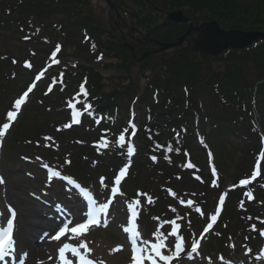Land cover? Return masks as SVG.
I'll return each instance as SVG.
<instances>
[{
    "label": "trees",
    "instance_id": "obj_1",
    "mask_svg": "<svg viewBox=\"0 0 264 264\" xmlns=\"http://www.w3.org/2000/svg\"><path fill=\"white\" fill-rule=\"evenodd\" d=\"M128 1L134 7L131 13L123 11L124 16L142 34L153 30L165 14L173 11H181L193 26L214 21L224 31L264 33V0ZM90 2L0 0V34L12 41H19L17 34H22L30 46L27 59L20 61L24 67L21 71L34 75L35 68L28 59L31 61L37 55L46 56L44 64L51 65L54 62L51 55L57 45L60 50L56 53L61 59L63 52L73 47L71 40L79 36L84 39L86 51L77 52L79 56L84 55L85 65L64 62L46 77L24 108L18 125L8 134L5 164L17 163L23 169L29 168L23 157L42 154L67 175L91 184L94 173L101 171L100 162L105 159L108 162L102 168L103 174L109 173L105 177L111 178L117 170L118 157L125 154L118 147L119 136L123 132L126 136L130 131L127 122L132 110L125 103L135 100L141 118L137 135L139 148L128 171L127 184L133 185L137 194L128 192V198L135 200L141 195L149 199V205L138 203L136 207L143 224L151 226L155 219L164 222L175 218L183 226V235H187L184 227L197 219L196 208L204 205L208 194L222 185L221 177L217 176L216 186L211 187V176L203 171L200 163L206 148H211L206 136L213 137V141L234 136L253 144L242 150L243 160L235 168V183L253 178L260 150L253 114L259 113L261 122L264 121V40L215 56L198 50L169 58L150 56L137 65L124 42L111 36L109 30H102L100 22L92 18ZM157 4L161 5L162 15L155 10ZM186 29L185 24L171 25L154 30L151 37L170 43ZM129 38L125 42L134 47L137 58L148 52ZM15 62L14 56L0 52V64L4 68L12 67ZM134 67H137L135 74ZM106 70L112 75L102 74ZM9 75L3 79L0 74V105L12 92L11 85L6 84L14 82L16 73ZM81 80L88 84H83L84 91L79 88L82 92L79 104L88 98L87 103L94 106L96 114L103 116L99 123L84 120L76 127H65L68 95L72 91L80 93L75 85ZM141 80L146 82L140 88ZM206 89L216 100L221 115H207L201 108L200 95ZM107 136L111 145L107 154H99L92 143L99 144ZM215 147L217 153L211 151L214 157L216 154V169L220 172L225 159H229V147L219 144ZM227 201L207 246L218 244L223 251L227 242L236 239L257 251L264 244L259 236L264 230V166L261 165L257 179L231 191Z\"/></svg>",
    "mask_w": 264,
    "mask_h": 264
},
{
    "label": "rangeland",
    "instance_id": "obj_2",
    "mask_svg": "<svg viewBox=\"0 0 264 264\" xmlns=\"http://www.w3.org/2000/svg\"><path fill=\"white\" fill-rule=\"evenodd\" d=\"M110 1L115 7V11L110 12L109 8L106 6L105 2L102 0H91L90 4L88 6L89 12L91 13L92 18H95L96 21L100 22V26H101L102 30H105V32L108 30L111 31V27H113L115 29L114 35H116L119 38H122L121 34H122L123 30H125V29L122 26L118 27L116 23L122 22L120 25H124V26L130 25V21L128 20V16H124L123 11L131 13L134 6L128 0H110ZM155 10L158 13H161V5L157 4V7L155 8ZM161 15H162V13H161ZM118 17H119V19H118ZM163 18H161L160 22L163 20ZM117 20H119V21H117ZM117 28H119V31H117ZM125 32H127V31H125ZM17 35H18V37H20V39H23L22 34L21 35L17 34ZM124 35H126V33H124ZM6 39H7L6 35L0 34V52L2 54H9V55L14 56L16 62L14 63V65L12 67H8V68H4L2 66V64H0V74H1V77L3 79L5 78L6 75L8 76L9 73H10V75L12 73H16V75L13 77V79H15L14 82H12V83L7 82V84H6L7 86L11 85L12 92H11V95L6 98L4 103L0 105V126H2L3 123L11 122V121L6 120L7 119V113L9 111L13 110L15 100L20 98L21 92L23 91V89L25 87H27L29 85V81L32 78V76L29 74L30 72L21 71L22 66L20 63L21 60L27 59L25 57H27L29 55V51H28L29 45L26 44L25 42H22V41L20 42V41L8 40V39L6 40ZM83 41H84V39H81L80 36L76 37L74 40H71L70 45H72L73 47H71V49H69L68 52H65V53L63 52L64 55H61V60L63 63L64 62L66 64L79 63L81 65L84 64L83 63L84 62L83 61L84 55L79 56V54H78L79 49H81L80 52L86 53L85 47L83 45ZM60 42H62V41H60ZM160 42H162V41H160ZM141 47H143V49H146L147 51H151L154 49V48H152L154 46L151 43H143V45H141ZM194 48L201 49V50H207L208 49L206 46V43L198 36V34L197 35L192 34L190 36V38H188L187 41L185 42V44H183V45L181 44L180 46H178L174 49H170V50H167V51L162 52V53H159V52L156 53L153 58H155V57L156 58H162V57L169 58L176 53H180V52L186 51L188 49L192 50ZM211 50L213 51L212 48H211ZM207 51H209V50H207ZM28 61L31 64H33L35 71H38V69L40 67H42V65L45 63L46 56L37 55L31 61H30V59H28ZM137 65H140V63H138ZM82 67L85 68L87 66H82ZM10 70L13 72L11 73ZM100 70H103V69H100ZM136 70H137V67H134V69H133L134 74L136 73ZM66 71L68 72V70H66ZM1 72H4L6 75L2 74ZM7 72H8V74H7ZM102 74L107 75V76H111L112 72L106 70V71H103ZM145 82L146 81H144V80L140 81V83L138 84L140 86V88L142 87L143 84H145ZM32 93L31 92L28 93V97L26 99H29V98L30 99L27 100L24 104H22L21 108H23L24 106L26 107L29 104L30 100L33 99L32 96L34 95V91ZM129 102L130 101L127 100L125 104L128 105ZM135 106H136L137 110L140 111L139 105L135 103ZM200 106L207 115H210V114L211 115H221V112H220L221 109L219 107H217L216 100L211 95V93L209 92L208 89L203 90L201 92ZM20 112H21V109L18 111V114ZM262 112L264 113V107L262 109ZM258 114L259 113L253 114V118L256 122L255 127H257V130L259 131L258 135L260 134V136H258V137H262L264 139V127L262 128V126H264V121L261 122L260 118L258 117ZM135 116H136L135 122H138V121L140 122L138 114H136ZM17 125H18V121L16 122L15 127ZM207 132H208V127H206L204 130L205 134H207ZM133 137L134 138H132L131 146L136 150L139 143H138V139H137L136 135H133ZM108 138L110 139V136ZM206 138H207L208 144H210V146H211V150H213L214 153L215 152L217 153L215 144H219L221 146L223 145L226 148L229 147V159H228V157L225 159L223 169H221V171H220L222 174V189H223V191H225L229 187H231L232 185L235 184V180H236L235 168L243 160L242 150L247 146H253V144L245 142V141H243L239 138H236L234 136H229L228 138L223 137V138L217 139L215 141H213V137L209 138L208 136H206ZM3 142H5V139H3ZM215 157H216V154H215ZM215 157H214V160L216 163L217 159H215ZM133 159H134V157L131 158V160H133ZM213 162L214 161L212 159V163ZM200 163H201L202 167L204 168L205 162H204L203 157L201 158ZM207 163L209 164L210 161L208 160ZM263 166H264V160H263ZM204 171L207 173V171L205 169H204ZM0 176L3 178V183H0V202H1L0 206L3 207L5 202H9V203L14 204L17 207V209L19 211L18 223H19L20 230L23 226H26L25 231L29 232L31 224L33 226H38V227L46 226V224L44 222H42L41 220H37L38 218H42L40 216V214H42L43 211H46L45 205L43 203H39L37 200V199H42V198H40V195L43 196V194L37 192L36 195H34V193H33L34 197L29 198L27 196V193L31 192V190L34 188V184L36 183L38 185L40 183V181H35L33 179L27 178L23 174L22 169H20V165H18L16 163H14V165H11V164L6 165V167L3 168V172H2V174H0ZM40 186H41V184H40ZM74 195H75L74 191H70L67 194H65L63 196V198L61 197L62 200H59V196H55V198L52 197V199H51L52 200V206L57 205L58 207H61L65 204H67L68 202L71 203L74 201L73 200ZM89 195H91L92 199L96 201L95 204H97L96 198L90 192L79 193V199H82L81 196H86V198L89 199ZM208 196H209V198L210 197L211 198L208 202V211H207V214L205 217V221H207L208 218L212 215V208H214L215 203H216L215 202L216 198L214 196V193H209ZM44 200L46 203H48V200H46V199H44ZM65 200H68V202L66 201V203H63V201H65ZM114 202L115 203L110 208V210L106 209V211L104 212V216L110 214V217H109V219H107L104 222L103 227L105 229H108L112 235L116 236L119 244H121V245H122V242L124 240L123 235L127 232L132 237L134 236L137 239V248L145 247V245L143 243L145 241L144 231L142 228H138L135 225V216L133 215L134 210L125 205L123 197L121 198L120 196H117L115 198ZM105 224H106V226H105ZM199 231H200V228H197L194 233L196 234ZM21 232H22V230H21ZM120 232H122V233H120ZM37 233L40 235L41 231H39ZM69 236H70V241L67 243H71L74 247L75 246L79 247L80 244H83L82 239L76 238L75 240H73V238H74L73 235L70 234ZM151 239L156 240V238H151ZM207 240H208V238H206L203 243L205 244L207 242ZM239 243L240 242H238V244L228 246L227 250L229 251V257L227 258V260H223V261H221V259H219L220 261L217 264H264V258L263 257H258V255H255V257L250 258L248 256L249 255L248 251L241 249ZM154 244H156V243H154ZM151 245L147 244L149 252L152 251ZM19 246H20L21 252H23L24 250L22 249V243L21 242H17V247H19ZM121 249H122L121 252H119L116 244L115 245L113 244L111 247H109L108 240L104 239V241L100 242L98 245H95L92 248V250L88 252V254L92 256L91 259L93 260V262H94V258H98L100 260L102 259V261L103 260L108 261L109 264H132L131 251H128L125 248H121ZM162 250L164 251V249H162ZM50 251L48 252L49 254H50ZM200 251H201V248L198 251H196L192 257H190V258L185 257V259L190 260L191 258H193V260H194L195 258L200 257L201 256ZM80 252L85 253V249L80 248ZM171 252H174V251L171 250L170 253ZM166 253L170 254L169 251H167ZM70 256H72V255L70 254ZM67 257L70 258L69 256H67ZM178 257L179 256L174 257V259L175 258L179 259V260H177L176 263L180 262V260H181ZM203 262L204 261H200L199 263L207 264V263H205V262L203 263ZM164 263L165 262H158V264H164ZM199 263H193V264H199ZM28 264H55V263L49 262V255L47 256V255L43 254V255H39L37 257H35V255H34L33 259ZM141 264H151V262L147 259H144L141 261Z\"/></svg>",
    "mask_w": 264,
    "mask_h": 264
},
{
    "label": "snow or ice",
    "instance_id": "obj_3",
    "mask_svg": "<svg viewBox=\"0 0 264 264\" xmlns=\"http://www.w3.org/2000/svg\"><path fill=\"white\" fill-rule=\"evenodd\" d=\"M57 51L60 50V46L57 45ZM28 67H31V65H27ZM39 79V76L37 77ZM51 91V89H49ZM32 91V88L29 87V89L23 93V95L20 96L19 99H16L14 102L13 110L9 111L7 113V119L8 121H14L18 115V111L21 109L22 104L26 102V98L28 97V93ZM81 91H84L83 86H81ZM87 95V93H84ZM80 116V113H74L73 114V123H80L78 117ZM65 127H70V125H65ZM10 128V123H3L2 127H0V147L3 146V138L5 137L6 132ZM125 131H127L125 129ZM45 139H51V137H46ZM125 142V136L124 134H121L119 136V139L117 143L124 147ZM103 147H108V144L106 141L102 142ZM135 149L129 144L127 146V155L131 157L134 153ZM167 158V157H166ZM23 159L27 160V157H23ZM152 159L155 161L156 157L153 156ZM70 163V161H67ZM191 168L192 165H189ZM127 166L123 168L119 175L116 177V183L119 184L122 177L125 176L127 173ZM53 176H60V172H54L52 173ZM0 183H3V178L0 177ZM69 183H73V181H69ZM241 184H246V180H241ZM101 185L106 187V185L103 184V178H101ZM79 187V185H77ZM112 191L115 193L118 191V189L113 188ZM89 200L93 205H95L96 201L92 199L91 195H89ZM221 204L224 202V198H220ZM108 208V204H102L100 206V210L103 211ZM199 211V209H197ZM11 217L7 221L6 225L0 221V261H4L6 257L14 256L15 255V240L13 238V232H14V220H15V211L10 208ZM217 212H219V209H217ZM75 215V214H73ZM86 221L85 222H77L74 219H70L66 224H63L62 227H59L58 232L53 239L60 241L63 237L66 236V234L71 233L74 237L79 239L84 234H86L89 231L90 226L96 225L99 226L101 224V220L93 214V212L89 211L86 214ZM133 215L135 216V212H133ZM81 219L84 220V216H81ZM213 221L217 219L215 215L211 217ZM70 225H75L71 226ZM106 226V224H105ZM211 227V225H209ZM255 228V225H253V229ZM261 235H264V232H261ZM48 233L44 234V237H47ZM173 236H175V232H173ZM42 237V239L44 238ZM145 247H136V240L134 239L132 241L133 247L132 252L133 255L131 257L132 264H141V261L144 259H147L151 262V264H158V262H168L173 259V257L178 256L179 252L182 249L183 245V237H180L178 241H170L168 247L171 248L172 243H175V252H171L170 254H164L162 252V249L165 248V244L163 241L160 243H156L151 245V252H149L147 247V241L143 242ZM195 245V241L193 242ZM80 248L87 249V244H80L79 247H74L71 243H63L62 247L58 249L59 258L61 264H72V261L66 256L67 252H71V255L73 257L78 258V264H94L93 260L89 258L88 252L86 251L83 255L80 252ZM192 251L195 252L196 248L193 246ZM140 253L137 255V253ZM190 258V257H189ZM20 264H23V260L20 261Z\"/></svg>",
    "mask_w": 264,
    "mask_h": 264
},
{
    "label": "water",
    "instance_id": "obj_4",
    "mask_svg": "<svg viewBox=\"0 0 264 264\" xmlns=\"http://www.w3.org/2000/svg\"><path fill=\"white\" fill-rule=\"evenodd\" d=\"M110 8V11L114 10V6L109 0H104ZM188 24V29L185 35L177 40L175 43L164 44L158 41L148 40L150 33H148L144 39L145 41L152 42L159 48V52H164L173 48L180 46L185 38L190 35L191 32H198L200 38L206 43L207 50H205L210 55H218L221 52L232 49L238 50L250 46L252 43L258 40H264V33L260 32H241V31H223L221 30L215 22H210L208 24H202L199 27H193L189 20L181 12H172L168 14L161 24V27H166L171 24ZM130 51L132 49L128 46ZM213 49V51L211 50ZM211 50V51H210ZM149 54H144L142 58L138 61H142L147 58Z\"/></svg>",
    "mask_w": 264,
    "mask_h": 264
},
{
    "label": "bare ground",
    "instance_id": "obj_5",
    "mask_svg": "<svg viewBox=\"0 0 264 264\" xmlns=\"http://www.w3.org/2000/svg\"><path fill=\"white\" fill-rule=\"evenodd\" d=\"M123 15H125V13H123ZM25 227L23 226L20 230L21 233H19L20 237H22L23 239H25V241H23L22 243V248L25 249L26 251V255L23 257L24 261H27L28 263H30V261L33 259V256L35 255H43L44 253H42L41 251H46L47 249H51L52 248V244H48V242L46 241H34V238L28 234V232L25 231ZM57 241V240H56ZM54 241V242H56ZM42 253V254H41Z\"/></svg>",
    "mask_w": 264,
    "mask_h": 264
},
{
    "label": "flooded vegetation",
    "instance_id": "obj_6",
    "mask_svg": "<svg viewBox=\"0 0 264 264\" xmlns=\"http://www.w3.org/2000/svg\"><path fill=\"white\" fill-rule=\"evenodd\" d=\"M121 23H122V22H121ZM121 23H120V22L117 23V26H118V27H119V26H122V27H124V28L126 29V31H127V30H128L127 27L124 26V25H120ZM112 31L115 33V29H114L113 27H112ZM117 31H119V28H117ZM128 33H129V31H128ZM121 35L123 36V33H122ZM130 40L133 41L134 43H137V44H138V42H137L138 40H139V41H142L141 39L134 38V37H133V39H132V37H131ZM141 43H142V42H141ZM141 43H140V44H141Z\"/></svg>",
    "mask_w": 264,
    "mask_h": 264
}]
</instances>
